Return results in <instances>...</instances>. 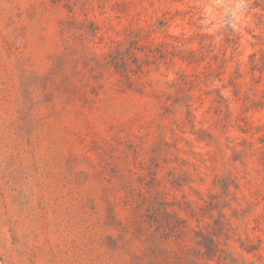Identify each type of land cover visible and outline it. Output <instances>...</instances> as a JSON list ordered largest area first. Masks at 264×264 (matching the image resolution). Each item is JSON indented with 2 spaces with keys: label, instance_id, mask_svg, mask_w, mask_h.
<instances>
[{
  "label": "rangeland",
  "instance_id": "1",
  "mask_svg": "<svg viewBox=\"0 0 264 264\" xmlns=\"http://www.w3.org/2000/svg\"><path fill=\"white\" fill-rule=\"evenodd\" d=\"M194 3L0 0V264H264V0Z\"/></svg>",
  "mask_w": 264,
  "mask_h": 264
},
{
  "label": "clouds",
  "instance_id": "2",
  "mask_svg": "<svg viewBox=\"0 0 264 264\" xmlns=\"http://www.w3.org/2000/svg\"><path fill=\"white\" fill-rule=\"evenodd\" d=\"M194 6L199 9V30L217 44L227 34L238 35L248 22L249 0H229L226 6L216 0H195Z\"/></svg>",
  "mask_w": 264,
  "mask_h": 264
},
{
  "label": "trees",
  "instance_id": "3",
  "mask_svg": "<svg viewBox=\"0 0 264 264\" xmlns=\"http://www.w3.org/2000/svg\"><path fill=\"white\" fill-rule=\"evenodd\" d=\"M252 2L253 5H255L257 2H259V0H249Z\"/></svg>",
  "mask_w": 264,
  "mask_h": 264
}]
</instances>
